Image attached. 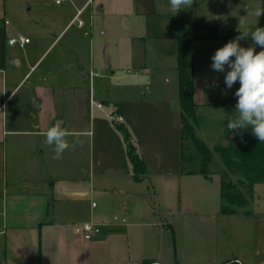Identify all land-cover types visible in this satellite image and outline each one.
<instances>
[{
	"label": "crops",
	"instance_id": "crops-1",
	"mask_svg": "<svg viewBox=\"0 0 264 264\" xmlns=\"http://www.w3.org/2000/svg\"><path fill=\"white\" fill-rule=\"evenodd\" d=\"M87 1L74 5L68 16L61 15L59 34L77 20L73 31L77 41H69L73 61L66 69L73 84L88 82L90 86L98 74L118 79L116 72L126 65L134 68L133 76L138 72L145 77L166 71L177 73V34L183 33L192 38L193 94L198 86V99L209 95L210 82V85L214 82L226 88L224 76H212L199 66L202 61L210 65L215 49L240 35L232 28L229 19L218 18L219 0H192L190 7L176 13L169 0H99L78 25V14ZM125 2L127 5L124 6ZM208 8L213 10L212 18ZM6 23V20L0 21V73H4L6 63L14 65L11 63L14 55L5 44ZM258 25L264 27L262 13ZM253 26L248 23L244 34L247 35ZM95 29L99 35L97 39ZM96 40L98 55L94 53ZM240 44L247 47L253 45V41L248 36L240 40ZM254 50L259 51V46H254ZM129 68L127 72H130ZM106 72L109 74L105 75ZM90 75L94 76L93 81H90ZM161 80L166 82L168 79L164 75ZM238 86L237 82L226 89ZM108 87H112V83ZM127 92H120L110 101L115 109L118 108V115L127 125L144 162L145 170L139 179L133 177L122 137L110 121L111 114L107 118L102 109L104 99L98 100L102 107H96L99 112L94 113L90 94L89 113L85 114L88 115V126L86 130L78 131L87 134L88 140L86 144L79 145V142L76 145L78 152L84 154V162L73 163L70 168L67 166L71 175L52 178L49 185L40 177L35 181L23 180L18 185L15 182L9 187L7 183L3 186L0 197V264H141L145 261L172 264L170 255L174 264H183L185 257V264H217L227 260L264 264V207L259 208L256 204L253 208L240 209L231 205L233 211L221 212L219 181L217 195L209 203L202 204L203 198L195 195L193 201L190 200L193 204L188 205L185 192L188 177H206L185 170L181 162L178 94H159L157 86L151 91ZM229 98L236 103L234 95ZM5 99L0 96V107ZM193 101L197 106L194 96ZM7 121L10 130L4 129ZM14 122L0 116V138L4 131L23 134H35L37 131L30 129L28 124L24 129L15 130ZM15 141L13 138L12 142ZM147 181L153 187L154 204L157 201L162 205L167 217L156 215L152 210L153 204L144 201L139 206L136 204V198L140 196L137 192L141 189L136 185ZM145 187L148 189L149 186ZM141 192L144 193L143 190ZM256 192L253 185L252 194ZM93 195L99 198L98 203L91 201L88 204ZM111 210L117 214L110 215ZM220 213L244 218L252 261L248 262L233 252L219 259L217 246L210 243L217 233ZM68 217L73 220L65 219ZM83 222L102 225L104 229L98 232L96 239L84 240L80 232ZM165 230L169 231L168 238L162 232ZM90 247L104 249L106 257L93 258L88 251ZM190 252L195 256L188 261Z\"/></svg>",
	"mask_w": 264,
	"mask_h": 264
},
{
	"label": "rangeland",
	"instance_id": "rangeland-1",
	"mask_svg": "<svg viewBox=\"0 0 264 264\" xmlns=\"http://www.w3.org/2000/svg\"><path fill=\"white\" fill-rule=\"evenodd\" d=\"M84 1L86 0H68L57 4L53 0H0V21L6 20L7 22L4 24L6 49L10 50L13 57L19 62V64L11 66L6 63L4 73H0V96L6 98L0 107V116L4 115L5 120L13 119L15 130L24 129L27 124L30 129L37 130L35 134L11 133L9 131H4L2 134L0 138V197L5 183L9 187L15 182V185H18L23 180L35 181L42 177L43 182L49 185L52 178L57 179L71 175L67 166L70 168L73 163L84 162V154L78 152L76 145L79 142L81 143L79 145H82L83 142L86 144L88 140L87 134L78 131L86 130L88 126V115L85 116V114L89 113L90 94V98L95 102L104 99L102 109L105 110L107 118H110V114L116 115L115 105L110 99L119 95L120 92L126 94L127 91H130L129 93L138 91L139 93L154 90V87L157 86L159 94H178V75L175 71H166L152 77H145L143 73L138 72L137 76H133L134 68L128 65L122 66L116 72V75H119L118 79L98 74L95 81L91 80L94 76L90 75V81H93L90 86L88 82L73 84L66 71L73 61L69 41H77L73 35L77 20L74 25L65 28L60 34L59 29L62 27L61 15L68 16L73 11L74 5H80ZM98 1L88 0L84 9L78 14V19L83 20L89 10L94 9ZM125 5H127L126 2ZM218 5V18L229 19V22L232 23L230 25L238 34L246 32L248 23L254 25L252 28L259 27L258 23L261 21L262 12L257 17L255 12L257 9H262V0H219ZM207 11L210 12L212 18L213 10L208 8ZM93 13L95 12L93 11ZM94 33L95 39L99 38L96 29ZM11 37H27L29 43L22 47L18 43L8 45L7 40ZM81 48H83V43H81ZM94 53L97 55L99 53L97 40ZM31 65L32 67H30ZM199 66L212 73L210 74L212 76H224L213 71L207 61L200 62ZM127 67H130V72H127ZM28 70V74L19 82ZM107 74L109 73L106 72L105 75ZM164 75L165 79H168L166 82L161 80ZM110 83H112V87H108ZM210 83L207 89L209 95L202 99H198V86H196L195 94L192 93V97L194 96L198 105L196 106L194 103L196 116L188 118L187 126L184 129V169L213 179L188 177L185 189L188 205L193 204L191 201L195 195L203 198L202 204L209 203L217 195L216 186L219 181L220 197L223 194L225 202L229 198L247 200L245 204L238 205L240 209L253 208L256 204L259 208L264 207V199L261 198L264 196L263 181L254 182L259 177L261 161L257 159L259 165L251 170L247 166L252 164L248 155L238 154L235 151V148L250 145L253 139L257 140L260 146L263 141L258 140L251 132L250 127L239 130V134H237V130H227L228 122L235 119L237 115L235 103L229 98L234 95L235 89H226L223 84L212 82L213 84L210 85ZM225 89L226 93L222 94ZM199 101L201 102L199 103ZM91 107L94 108V113L99 112L95 103ZM52 119H54L53 122ZM37 122L39 123L35 125ZM6 124L4 129L10 130L8 121ZM52 125H59L70 133L66 137L69 147L60 159H53L54 146L48 145L42 134ZM13 138L16 139L15 142H12ZM261 157V154L257 156L260 159ZM146 185L149 186L148 189L145 187ZM253 185L258 193L252 194ZM136 186L141 188L137 192L140 196L136 198V204L139 206L143 201L153 204L152 210L156 211V215L162 218L167 217L162 205L158 204L156 200L154 204L152 185L147 181ZM142 190L144 193L141 192ZM98 200L97 195H93L88 204L91 201L98 203ZM115 213L117 214L115 210L110 211V215ZM65 219L70 220L71 218ZM243 221L244 218L241 215L233 217L220 213L218 216V230L213 235L210 245L217 246L219 257H221L219 259H224L223 257L226 256L222 255L230 256L233 252L248 262L253 260ZM99 227L100 231L104 229L102 225ZM162 232L165 234V238H168L169 231ZM97 234L89 240L96 239ZM202 237L205 238V234H202ZM88 251L93 258L99 259V256L105 258L107 255L101 248L90 247ZM180 256L182 259L181 254L179 258ZM189 256L188 261L194 258L195 254L190 252ZM169 258L174 264L172 255ZM183 259L185 261L186 257ZM183 261L182 263L185 264L186 262ZM197 263L205 264V262ZM105 264L111 263L106 262Z\"/></svg>",
	"mask_w": 264,
	"mask_h": 264
},
{
	"label": "clouds",
	"instance_id": "clouds-1",
	"mask_svg": "<svg viewBox=\"0 0 264 264\" xmlns=\"http://www.w3.org/2000/svg\"><path fill=\"white\" fill-rule=\"evenodd\" d=\"M174 13L191 6L192 0H169ZM264 9H257L256 17ZM250 36L253 45L244 47L240 40ZM258 45L260 50H254ZM210 67L215 72L224 73L226 88H232L238 82L234 91L236 97V118L229 121L227 130H239L250 127L251 132L264 141V27L255 26L248 30L247 35H240L226 41L217 47L211 55ZM227 66V70H226ZM45 142L54 146L53 159H60L69 147L66 139L69 131L59 125L49 126L44 133Z\"/></svg>",
	"mask_w": 264,
	"mask_h": 264
},
{
	"label": "trees",
	"instance_id": "trees-1",
	"mask_svg": "<svg viewBox=\"0 0 264 264\" xmlns=\"http://www.w3.org/2000/svg\"><path fill=\"white\" fill-rule=\"evenodd\" d=\"M262 9H264V0H262ZM262 12V18L264 22V10ZM192 38L187 37L183 33L177 34V49H176V69L178 75V101L180 107V124H181V162L184 161V129L187 126V120L189 117L193 118L196 116L194 109V101L192 97L193 93V74H192ZM116 115L111 114V123L114 128L120 133L122 140L125 145V151L127 159L130 163L133 177L139 179V175L145 170L144 162L138 152L135 141L132 138V135L127 127V125L117 119L118 108L115 109ZM235 151L238 154L248 155L251 165H247L249 169L253 170L256 166L259 165V160L261 161V171L259 177L255 179L254 182L264 180V141L260 146L257 143V140L253 139L250 145L241 148H235ZM261 154V159L257 156ZM259 159V160H257ZM189 171V170H188ZM222 205L220 207L221 212H231L234 210L231 205H234L236 208L239 204H245L247 200L232 199L229 198L226 202L224 201L223 194L221 195ZM146 263H151L145 261ZM217 264H245L239 263L236 260H227Z\"/></svg>",
	"mask_w": 264,
	"mask_h": 264
},
{
	"label": "built area",
	"instance_id": "built-area-1",
	"mask_svg": "<svg viewBox=\"0 0 264 264\" xmlns=\"http://www.w3.org/2000/svg\"><path fill=\"white\" fill-rule=\"evenodd\" d=\"M53 1L57 4H60V3L67 1V0H53ZM81 24H82V21L78 20V25H81ZM26 42H28L27 37H18V38L11 37L8 39L9 44L18 43L20 46L24 45ZM91 103L92 104L95 103L96 107H102L101 102H95L94 100H92ZM116 118L121 120L120 115L117 116ZM99 231H100L99 225L92 223V222H83L80 226L81 237L84 240H89L90 238H92L93 235H95ZM145 264H159V263L151 262V263H145Z\"/></svg>",
	"mask_w": 264,
	"mask_h": 264
},
{
	"label": "water",
	"instance_id": "water-1",
	"mask_svg": "<svg viewBox=\"0 0 264 264\" xmlns=\"http://www.w3.org/2000/svg\"><path fill=\"white\" fill-rule=\"evenodd\" d=\"M11 63L15 65V64L17 63L16 58H12V59H11Z\"/></svg>",
	"mask_w": 264,
	"mask_h": 264
}]
</instances>
